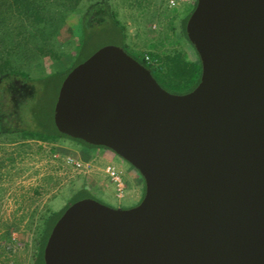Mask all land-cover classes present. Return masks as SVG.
<instances>
[{"label": "water", "instance_id": "obj_1", "mask_svg": "<svg viewBox=\"0 0 264 264\" xmlns=\"http://www.w3.org/2000/svg\"><path fill=\"white\" fill-rule=\"evenodd\" d=\"M185 32L201 63L189 92L116 45L64 77L57 130L128 161L144 194L71 203L44 264H264V0H196Z\"/></svg>", "mask_w": 264, "mask_h": 264}, {"label": "rangeland", "instance_id": "obj_2", "mask_svg": "<svg viewBox=\"0 0 264 264\" xmlns=\"http://www.w3.org/2000/svg\"><path fill=\"white\" fill-rule=\"evenodd\" d=\"M38 3L42 6L40 18L32 13L27 18L18 17L12 10L7 15L10 21L5 22L9 52L0 54L17 70V76H11L5 84L7 111L14 113L7 120L8 127H24L20 116L16 117L20 104L24 109L20 115L26 120L31 105H43L44 116L52 124L64 70L74 60L84 59L104 45L121 46L126 52L143 57L157 54L159 59L150 58L154 67H159L164 57L174 52L189 60L197 59L181 30V19L195 0H38ZM5 34L4 28L0 30L1 37ZM3 42L2 37L0 50L5 48ZM12 78H27L28 83L19 87ZM1 127L0 264H29L41 213L61 208L81 186L90 189L85 178L87 165L84 155H74L72 143H81L72 138L24 139L19 131L7 129L6 132ZM93 148L100 150L99 157H104L102 151L107 154L103 161H92L102 168L100 174L107 189L105 195L91 194L93 198L111 207L136 205L141 198L130 199L126 189L119 198L114 182L104 169L108 165L120 175L124 185L128 182L131 186L126 170L132 168L134 174L138 171L112 150ZM68 156L79 161L81 167L68 163ZM85 194L82 191L77 196ZM7 228L11 237H7Z\"/></svg>", "mask_w": 264, "mask_h": 264}, {"label": "trees", "instance_id": "obj_3", "mask_svg": "<svg viewBox=\"0 0 264 264\" xmlns=\"http://www.w3.org/2000/svg\"><path fill=\"white\" fill-rule=\"evenodd\" d=\"M10 3H9V2ZM38 0H0V30L3 28L6 31V34L3 37V44L5 45L4 49L0 50V53L9 52L7 50V27L5 22L10 21L9 16L7 15L15 12L16 16H22L23 18H27L28 13H32L33 17L40 18L39 12L41 9V4H37ZM196 3V0H195ZM195 3L192 5L191 9L187 11L184 17L181 19V30L182 34L188 43L192 46L190 41L188 40L185 32V24L187 18L189 17L191 11L193 10ZM14 7V8H13ZM34 10V12H33ZM14 15V14H13ZM5 19V20H4ZM86 28V24L82 22V29ZM2 37L0 36V41H2ZM19 42V40H18ZM17 42V43H18ZM193 47V46H192ZM194 49V47H193ZM195 50V49H194ZM128 53V52H127ZM196 55L197 52L195 51ZM130 54V53H128ZM144 66L150 69L153 77L157 80V82L167 91H174L172 93L183 94L191 91L199 82L201 75V63L199 57L197 55L196 61L187 59L182 53L174 52L173 54L166 55L161 62L159 67H154L152 62L144 59L142 54H138L134 52V54H130ZM159 59L157 54H150V58ZM87 58V57H86ZM84 58V59H86ZM84 59L74 60L71 65L66 67L64 70V77L66 74L78 63L83 61ZM155 71L156 73H154ZM17 70L11 66V61L7 57H2L0 54V130L1 126L8 131L17 130L20 132L21 136L25 139H33L38 141H55L62 137H68L66 134H61L53 121L52 124H48L46 117L44 116L43 105H31L29 111V118L26 120L20 114H22L23 104L19 105V109L17 110L16 117L20 116V120L23 121V128H15L7 126V120H11L13 117V111H7V88L5 84L7 83V79H10L11 76H17ZM22 74V73H21ZM25 80L27 78H24ZM33 102V101H32ZM37 102V101H36ZM34 103V102H33ZM41 103V100H40ZM35 104V103H34ZM36 104H39L36 103ZM33 107V108H32ZM76 142L81 143L82 145L93 147L96 145H91L81 139L72 138ZM103 147V146H100ZM3 164V160L0 158V166ZM143 180V178H142ZM84 191L85 195H78L77 193ZM144 194V181L142 184V196ZM142 196L140 198H142ZM83 197H92L93 196L86 191L85 189H79L74 192V194L64 203V205L57 209H47L43 211L40 215L38 230L36 232V237L34 239V252L31 257L29 264H44L43 261V249L46 243V240L49 236V233L55 224L56 220L61 216L63 211L74 201L83 198ZM7 237H11L10 229L7 228Z\"/></svg>", "mask_w": 264, "mask_h": 264}, {"label": "crops", "instance_id": "obj_4", "mask_svg": "<svg viewBox=\"0 0 264 264\" xmlns=\"http://www.w3.org/2000/svg\"><path fill=\"white\" fill-rule=\"evenodd\" d=\"M72 149L73 152L75 153L74 155L76 156H81L83 157V155L85 156V158H83L84 161H86V173L85 174V178H86V182L89 184L90 189H88L86 186H81L79 189H85L86 191H88L90 194H98V195H105L107 193V189L105 187V180L103 181V178L101 176V169L99 166L93 165L94 163H92L93 160H95V162L98 163L100 161H103L106 159L107 154L102 151L104 157H99V149H94L93 147H89V146H85V145H81V144H75L72 143ZM98 156V159H97ZM89 159H91L90 161H88ZM102 159V160H100ZM96 163V164H97ZM85 165V164H84ZM109 167L108 165H106L105 168ZM105 170V169H104ZM134 170V169H133ZM132 168H129L126 170V172L129 174V177L131 179L132 182V186L129 185L128 182H126V185L124 187L123 190V195L125 193V189L129 194V198L130 199H135V198H140V190H141V194H142V184H143V180L142 177L139 173H133ZM86 183V184H87ZM78 189V190H79ZM122 198V197H119Z\"/></svg>", "mask_w": 264, "mask_h": 264}, {"label": "built area", "instance_id": "obj_5", "mask_svg": "<svg viewBox=\"0 0 264 264\" xmlns=\"http://www.w3.org/2000/svg\"><path fill=\"white\" fill-rule=\"evenodd\" d=\"M145 60L150 61V58L148 55H145L144 57ZM66 161L70 164H73L76 167H81V163L79 161H77L74 157H70L68 156ZM106 173L108 174V176L111 178V180L114 182L115 184V188H116V193L118 197H122L123 196V190H124V184L123 181L120 177V175L118 173H116L112 168L107 167L105 168Z\"/></svg>", "mask_w": 264, "mask_h": 264}, {"label": "flooded vegetation", "instance_id": "obj_6", "mask_svg": "<svg viewBox=\"0 0 264 264\" xmlns=\"http://www.w3.org/2000/svg\"><path fill=\"white\" fill-rule=\"evenodd\" d=\"M89 18L90 19L92 18L91 15L89 16ZM12 82H13V84H16L19 87H22L23 85H26L28 83L27 80H19V79H16V78H12Z\"/></svg>", "mask_w": 264, "mask_h": 264}]
</instances>
